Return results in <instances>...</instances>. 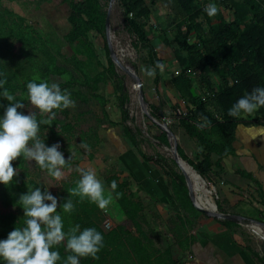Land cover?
I'll return each mask as SVG.
<instances>
[{
    "label": "trees",
    "instance_id": "1",
    "mask_svg": "<svg viewBox=\"0 0 264 264\" xmlns=\"http://www.w3.org/2000/svg\"><path fill=\"white\" fill-rule=\"evenodd\" d=\"M62 1L69 6L70 14L67 21L70 28L61 41L53 40L48 35L25 25L24 20L14 13L0 9V78L6 80L4 89L14 95L16 100L22 101L25 108L28 102L25 85L29 81L49 83L52 76L62 80L63 83L59 86L62 90L66 89L73 100L81 105L93 102L98 106L100 117H95L97 128L105 125L119 127L120 137L135 151L141 162H151L166 172V176L171 180L170 204H174V199L179 205L188 204L189 198L183 176L175 173L164 157L146 156L142 153L140 149L142 134L139 129L128 125L133 122L127 109L128 93L124 87L123 77L117 74L115 65L109 57L106 42L104 45L106 67H103L93 53L92 43L87 40L88 33L93 32L105 41L106 11L102 2L108 0ZM162 1L166 7L169 6V2H173L174 13L184 16V22L178 25V33L174 38L176 48L170 51L179 69V73L170 80V85L186 111L179 114L175 120L178 128L202 148V153L196 155L195 161L188 159L178 146L177 153L201 178H206L212 172L211 155H216L221 160L233 154L234 131L239 121L228 115L229 108L254 88L264 87V0H243L241 6L233 0H218L221 4L227 3L230 8L232 7L233 13L229 21L219 19L215 24L210 22L203 7L194 4L195 0ZM41 2L46 0H40ZM116 2L121 8L123 29L134 37V48L140 47L145 51L146 64L154 67L157 62L162 63L157 59L152 40L146 35L147 23L138 22L142 19L148 20L150 17L144 0ZM244 13L249 15L247 22L244 21ZM191 33L195 36L193 44L188 43ZM64 45L68 47L71 55L61 53ZM213 77L217 79L216 83ZM192 78L196 81L195 88L192 85ZM110 79L114 80V92L117 94L120 112L118 123L109 120L105 110L108 101L98 93L99 86H106ZM161 80V73L157 70L153 84L157 86ZM7 103L6 99L0 97V114ZM148 106L153 119L159 121L165 118L160 105ZM174 109L176 110L175 107ZM18 111L24 112V109ZM36 113L38 121L46 118V114H40L38 111ZM82 115L84 113L77 115L75 120H79ZM202 118H206L204 127L199 126L204 123ZM250 120L249 124L264 125V107L255 111ZM76 127L77 125L69 121L67 109L56 110L52 125H41L38 136L42 140L46 137V145L58 143L60 151L66 160L68 159L65 167L61 169L66 180L56 186L55 194L58 198L57 211L61 213L64 223L63 230L68 231L72 226L79 224L81 229L95 228L104 238V246L97 253V258H82L80 264H145L146 260L142 259L141 255H149V252L152 255L154 250L140 228V221L143 220L142 205L134 203L133 194H127L125 183H118L115 175L105 179L109 191L110 183L116 181L117 188L112 193V205L126 222L131 224L138 237H134V233L127 230L123 224L104 230L102 209L86 198L81 199L72 195V189L75 188L80 174L76 171L77 163L71 159L66 148L73 140L78 139L79 151H83L86 159L91 161L100 143L95 127L86 131L78 130ZM157 130V135L153 139L158 145L168 148L170 144L166 133ZM81 144L88 145V149L81 148ZM11 163L17 168L18 175L13 177L11 185H0L2 210L0 239L6 238L16 223L17 226L22 224L23 211L16 204L19 196L38 187L30 179V168L39 173L46 172L34 161L23 157H18ZM216 167L220 169L219 163ZM117 192L120 194L118 197ZM67 198L74 204L71 213H64L62 207L60 208ZM217 210L223 214L219 206ZM221 222L236 225L228 221ZM54 250L59 251L62 260L70 254L65 250L64 242L55 246ZM150 264H159V260L150 261Z\"/></svg>",
    "mask_w": 264,
    "mask_h": 264
},
{
    "label": "rangeland",
    "instance_id": "2",
    "mask_svg": "<svg viewBox=\"0 0 264 264\" xmlns=\"http://www.w3.org/2000/svg\"><path fill=\"white\" fill-rule=\"evenodd\" d=\"M74 2H79L80 0H73ZM237 5L241 6L243 4V0H233ZM210 0H195L194 4L205 7ZM211 2L216 3L218 7V12L215 16L209 17V20L212 24H215L219 21V19L227 22L232 18L233 8L227 4H221L218 0H211ZM145 6L149 9L150 17L148 20H139L138 22L147 23L146 27V35L149 39L152 40V46L157 56V59L162 61V64L165 65L163 71H160L162 80L161 82L155 86L153 84V77H147L145 72L141 69H147L149 66L146 64V54L145 51L140 48H134V37L129 35L123 29V21L121 8L118 2H114L110 9V31L108 37V43L115 55L118 59L119 63L124 67H131L133 73L137 76L141 89L144 95L145 102L147 104L146 114L144 110L141 108L137 101V90H134V86H136L134 79L129 77L124 71H122L118 66L115 65L116 72L120 77H123L124 87L128 93V105L127 109L129 112V116L133 119L132 123H128L131 128H137L140 130L142 134V143L140 145V149L143 154L146 156H156L160 155L164 157L171 169L177 173L181 174V171L177 168L172 160L171 149L173 147L172 141L170 142V146L168 148L159 146L154 140V135H157V127L150 115L149 104L158 106L160 105L162 108V113L165 115V118H161L158 123H165L173 135L172 131L176 130L177 126L175 123V118L182 114L185 111V106L183 103L176 97L173 92L170 80L179 73V69L177 68V64L175 60L171 56V49L176 48V44L174 42V38L178 33V25H181L184 22L183 15H177L174 13L173 8L174 3L169 2L168 7H166L165 3L162 0H144ZM0 9L8 10L15 15L21 17L24 20V24L40 31L44 35H48L49 38L53 40L61 41L63 36L69 31V23L67 18L70 14L69 6L67 3L62 0H46V2H41L40 0H0ZM109 5L108 2L103 1L102 6L105 11H107ZM244 21L247 22L249 20V15L246 13L243 14ZM206 27V25H204ZM183 32L185 29L182 30ZM88 42L93 45V53L98 58L99 62L103 67H106V54L104 45L106 42L91 32L87 35ZM188 43H195V36L191 33L188 37ZM61 53L66 55H71L70 50L67 46H62ZM129 69V68H128ZM192 85L196 87V81L192 78ZM213 81L216 83L217 79L213 77ZM63 83L62 80H59L57 77H50L49 83ZM107 85L99 86L98 93L101 94L107 101L108 104L105 107V110L109 116V120L114 123H118L120 120V112L118 108L117 94L114 92V80L110 79L106 83ZM197 90V88H196ZM199 93L200 91L197 90ZM74 107L68 108L69 112V121L77 125L78 130L86 131L88 128L95 127L97 130V134L99 136V146L96 148L93 153V159L89 161L84 156L83 151H79L78 139L73 140L72 143L66 148L69 152V155L73 161L77 163V169L82 170H92L95 172L98 178H100L103 182L105 191L108 192V186L106 185L105 179L109 176L114 175H123L124 171H128L120 161V157L128 162L127 167H132L131 158L132 156L137 158V155L134 150H132L129 145L120 137L119 127H111L108 125L96 127L95 117H100V110L96 104L93 102H89L87 105H81L77 101H75ZM176 102V103H175ZM174 106H171L173 105ZM171 106V107H170ZM176 108V110L174 109ZM37 110L33 108L28 102L24 108V113L27 112H36ZM84 113L79 120H75L77 115ZM161 114V117L162 115ZM174 136V135H173ZM177 143V141H175ZM178 144V143H177ZM128 148V152L126 149ZM129 154V155H128ZM131 157V158H130ZM140 160V159H139ZM141 161V160H140ZM152 167V165H151ZM131 169V168H130ZM135 173L137 171L132 168ZM139 170V169H138ZM161 174H165L166 172L162 171L160 168L156 169ZM77 173H79L77 171ZM80 174V173H79ZM30 179L34 183L41 187L42 190H46L51 192L54 196L56 194V186L60 184L62 181L66 180V178L62 175V178L57 180L47 174V172H38L34 170L32 167L30 168ZM132 182V181H131ZM130 183V182H129ZM134 183V182H133ZM132 188L136 186L131 184ZM142 189V188H141ZM210 190V189H209ZM217 200L214 196H212V201L210 199V204L212 206L213 203L216 204ZM250 203V204H248ZM246 204L249 208L250 212H247L248 222L246 221L243 226H245V231L249 233V235L260 243H264L260 238L254 234L252 227L250 229V225L256 226L255 228L264 233V212L257 211L252 208V202L248 200ZM112 202L104 209H102V214L104 217L103 228L105 230L112 227V225L122 222V217L120 213L114 209ZM153 205V206H152ZM245 205V208H246ZM152 203H145V210L151 211L155 215L157 214V208L154 207ZM0 211L1 208H0ZM233 211V210H232ZM234 212V211H233ZM253 216H255V220H253ZM253 218V219H252ZM107 227H106V226ZM129 228L132 229L129 224ZM154 232H157L156 228H152ZM158 233V232H157ZM156 240V238H153Z\"/></svg>",
    "mask_w": 264,
    "mask_h": 264
},
{
    "label": "crops",
    "instance_id": "3",
    "mask_svg": "<svg viewBox=\"0 0 264 264\" xmlns=\"http://www.w3.org/2000/svg\"><path fill=\"white\" fill-rule=\"evenodd\" d=\"M249 116L252 117L253 113ZM251 117L244 115L237 118L239 122L234 131L232 156L219 160L216 155H211L212 172L202 178L211 193H206L198 181L193 178L190 180L194 201L202 209L210 210L214 206L209 202L214 196L217 202L213 205L219 206L223 214L243 219L239 224L231 222L236 224L234 226L221 222L227 220L213 219L197 211L189 194L188 204L179 205L175 199L174 204H170L171 180L156 170L158 166L151 162L143 163L132 156L130 169L127 167L128 162L119 158L128 171L115 177L118 183L126 184L127 194L135 196L134 203L142 205L143 220L140 221V228L154 250L152 255L150 252L149 255H141L146 260L145 264L153 260H159V264H264V243L253 239L243 226L249 221L247 212L253 211L246 205L248 200L252 202V208L264 212V125L249 124ZM175 123L177 126V121ZM172 133L177 146L188 159L195 161L196 155L202 153V148L178 126ZM217 163L220 169L216 167ZM129 182L136 187L132 188ZM185 187L188 193L186 183ZM145 203L154 204L157 214L145 210ZM253 218L255 220L256 217ZM122 220L109 229L123 224L134 233V237H138L133 228H129L130 223L125 218ZM249 227L264 242V233L259 232L256 226ZM152 228H156L158 233Z\"/></svg>",
    "mask_w": 264,
    "mask_h": 264
},
{
    "label": "clouds",
    "instance_id": "4",
    "mask_svg": "<svg viewBox=\"0 0 264 264\" xmlns=\"http://www.w3.org/2000/svg\"><path fill=\"white\" fill-rule=\"evenodd\" d=\"M208 17L218 12L216 3L210 2L203 8ZM165 65L157 62L154 67L142 68L147 77H154L156 71H163ZM6 80L0 78V97L8 102L0 114V185H11L13 177L18 175L12 161L23 157L35 164L57 180L62 178L61 169L66 165V158L60 151L58 143L46 145L45 139H40L38 132L41 125L51 126L56 116V110L74 107L70 93L62 90L57 83L29 81L26 87L27 101L40 114H46L45 119L37 120L36 112L25 114L18 109H24V103L15 99L7 89ZM264 107V87H256L246 95L241 96L228 110V115L240 118L250 115ZM204 127L206 118H202ZM31 142V144L29 143ZM88 149V145L81 144ZM80 178L72 189V195L88 199L100 209L106 208L113 200L112 193L117 188L116 181L109 185L106 192L103 182L92 170L77 169ZM120 194L117 192L116 196ZM16 204L23 211L20 226L16 225L0 239V264H80L82 258H97V253L104 246L103 235L93 227L81 229L79 224L64 231L62 215L57 211L58 198L48 191L35 187L19 196ZM64 213L74 209L73 201L65 199L60 208ZM64 242L65 250L69 252L61 258L59 251L54 250Z\"/></svg>",
    "mask_w": 264,
    "mask_h": 264
},
{
    "label": "water",
    "instance_id": "5",
    "mask_svg": "<svg viewBox=\"0 0 264 264\" xmlns=\"http://www.w3.org/2000/svg\"><path fill=\"white\" fill-rule=\"evenodd\" d=\"M116 0H109V5H108V9L106 11V18H105V37H106V44H107V49H108V54L109 57L111 58L112 62L114 63V65L118 66L122 71H124L126 74L129 75V77H131L132 79H134L135 84L137 85V87H134V90H137L138 95H137V101L139 103V105L141 106V108L144 110V112L146 114H148V112H146V107L147 104L145 102L144 99V95L141 89V84L137 78V76L133 73V70L131 67H124L122 66L118 59L115 57L109 43H108V37H109V31H110V24H109V17H110V9L113 5V3ZM156 124V127L162 131H164L167 135L168 138V142L170 144V142L172 141L173 143V147L171 149V155H172V160L174 162V164L177 166V168L181 171L182 176L184 177L185 183L187 185L188 188V194H189V198L194 202V207L197 211L213 218V219H218V220H227L233 223H241L243 221L242 218L240 217H235L232 215H228V214H220L217 212V207L214 204V209L213 210H204L202 209L195 201H194V197H193V193H192V184L190 182V179L187 177V175L185 174V172L183 171L182 167H186L195 177L196 179H198V182L200 185H202V187L204 188L205 191H207L208 193H211L210 191H208L207 189V185L204 183L203 179L193 170V168L186 162L184 161L177 153V144L175 142V138L173 137V135L171 134V132L169 131L167 125L165 123H158L157 121L153 120Z\"/></svg>",
    "mask_w": 264,
    "mask_h": 264
},
{
    "label": "bare ground",
    "instance_id": "6",
    "mask_svg": "<svg viewBox=\"0 0 264 264\" xmlns=\"http://www.w3.org/2000/svg\"><path fill=\"white\" fill-rule=\"evenodd\" d=\"M137 87V86H136ZM183 168V171L185 172V174L187 175V177L191 180L192 178L196 181H198V179H196V177L186 168V167H182ZM206 193H208L207 191H205ZM209 194V193H208ZM214 209V207H213ZM213 209H210V210H213ZM209 210V209H208Z\"/></svg>",
    "mask_w": 264,
    "mask_h": 264
},
{
    "label": "built area",
    "instance_id": "7",
    "mask_svg": "<svg viewBox=\"0 0 264 264\" xmlns=\"http://www.w3.org/2000/svg\"><path fill=\"white\" fill-rule=\"evenodd\" d=\"M137 86V85H136ZM136 86H134L136 88ZM106 226V225H105ZM107 227V226H106Z\"/></svg>",
    "mask_w": 264,
    "mask_h": 264
}]
</instances>
